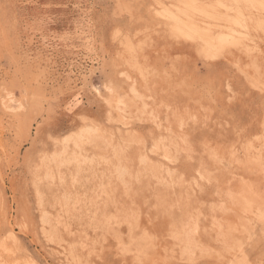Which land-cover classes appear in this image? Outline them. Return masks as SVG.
I'll return each instance as SVG.
<instances>
[{
  "label": "rangeland",
  "instance_id": "obj_1",
  "mask_svg": "<svg viewBox=\"0 0 264 264\" xmlns=\"http://www.w3.org/2000/svg\"><path fill=\"white\" fill-rule=\"evenodd\" d=\"M196 3L0 0V264H264V9Z\"/></svg>",
  "mask_w": 264,
  "mask_h": 264
},
{
  "label": "bare ground",
  "instance_id": "obj_2",
  "mask_svg": "<svg viewBox=\"0 0 264 264\" xmlns=\"http://www.w3.org/2000/svg\"><path fill=\"white\" fill-rule=\"evenodd\" d=\"M246 1V0H245ZM197 0H183V3H184V5L186 6L187 5V7L189 8V9H191L193 12H200V13H202V14H204V15H206V9L205 8H203V7H200L197 3ZM249 3L252 5V6H254L256 3L257 4H260V6H259V8H261L262 7V9H264V4L262 3V2H258V0L256 1V3H253L252 2V0H249ZM184 5H183V7H184ZM222 6V5H221ZM181 11V10H180ZM256 11V10H255ZM185 14H187V13H185ZM174 16H176V15H174ZM172 17V16H171ZM250 17V16H249ZM234 20H236V19H234ZM176 21H177V23L179 24L178 25V28L180 29V30H182V31H186L187 29H188V32L187 33H189V36L190 37H197V38H199V39H201V40H203L204 42H207L208 44H210L211 42H209V40L210 39H212V32L210 31V30H207L206 28H201L199 25H197V24H194L193 26H191L190 28L188 27L187 28V26H184L183 24H180V19L179 18H177L176 19ZM219 22V21H218ZM238 23H239V20H236V21H229V24H228V26L226 27L228 30H230L231 29V27L234 25V24H236V25H238ZM260 23V22H259ZM235 25V26H236ZM257 25H258V23H257ZM238 26H241V25H238ZM237 27V26H236ZM186 28V29H185ZM185 29V30H184ZM225 30V29H224ZM221 32V31H220ZM178 33V32H177ZM183 33V32H182ZM225 35L226 36H228V37H231L232 38V40H233V38L235 37L234 35V31H231V32H228V34H226L225 33ZM224 35V36H225ZM241 35V34H240ZM224 36L223 37H220V39H221V41L224 39ZM232 36H234V37H232ZM234 39H236V38H234ZM236 40H238V39H236ZM235 40V41H236ZM241 40V39H240ZM220 41V40H219ZM224 42V41H223ZM234 42V41H233ZM232 42V43H233ZM237 42V41H236ZM239 42V41H238ZM206 43V44H207ZM214 43V42H213ZM219 43V42H218ZM218 43H217V47H218ZM222 43V42H221ZM226 42H224V44H225ZM231 43V42H230ZM229 43V44H230ZM223 44V43H222ZM205 45V44H204ZM220 45V44H219ZM230 45H234V44H230ZM235 45H236V43H235ZM210 46V45H209ZM211 46L213 47V45L211 44ZM224 46H226V45H224ZM224 46H222L221 45V49L224 47ZM205 48V47H204ZM215 48V47H214ZM219 49H220V47H218ZM217 48V49H218ZM135 49V48H134ZM211 49V48H210ZM213 49V48H212ZM214 50V49H213ZM198 103V102H197ZM111 109V108H110ZM85 112V111H84ZM253 145V144H252ZM36 189V188H35ZM11 235V234H10ZM149 239V238H148ZM61 248V247H60ZM120 248H121V245H120ZM140 248V247H139ZM65 250V249H64ZM137 250V249H136ZM149 251V250H148ZM171 251V250H170ZM168 252V251H167ZM171 253V252H170ZM166 254V253H165ZM70 255V254H69ZM123 255H124V253H123ZM85 256V255H84ZM167 256V255H166ZM77 258V257H76ZM136 258V257H135ZM166 258V257H165ZM88 259V258H87ZM175 259V258H174ZM173 259V260H174ZM97 260V259H96Z\"/></svg>",
  "mask_w": 264,
  "mask_h": 264
}]
</instances>
